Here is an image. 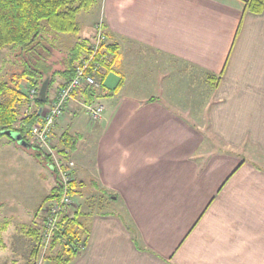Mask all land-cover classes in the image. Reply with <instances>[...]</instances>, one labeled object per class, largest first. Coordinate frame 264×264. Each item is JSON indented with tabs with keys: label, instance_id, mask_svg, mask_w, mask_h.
Returning <instances> with one entry per match:
<instances>
[{
	"label": "crops",
	"instance_id": "crops-1",
	"mask_svg": "<svg viewBox=\"0 0 264 264\" xmlns=\"http://www.w3.org/2000/svg\"><path fill=\"white\" fill-rule=\"evenodd\" d=\"M100 19L114 56L104 89L76 94L53 134L76 163L70 212L88 229L69 264H264V9L252 12L246 0H96L79 12L73 45L91 41ZM191 74L211 97L209 124L234 151L246 145V156L205 151L204 125L188 118L186 99L175 103L181 80L194 91ZM65 82L58 74L56 86ZM77 100L102 103V118L93 122ZM9 139L0 204L29 211L15 210L2 230L26 246L58 179ZM28 174L31 188L19 190Z\"/></svg>",
	"mask_w": 264,
	"mask_h": 264
},
{
	"label": "trees",
	"instance_id": "trees-1",
	"mask_svg": "<svg viewBox=\"0 0 264 264\" xmlns=\"http://www.w3.org/2000/svg\"><path fill=\"white\" fill-rule=\"evenodd\" d=\"M95 1L0 0V51L7 46L25 48L24 54L19 55L24 61V68L21 71L9 73L7 79L0 71V136L5 135L4 131L6 130H14L20 132L29 142L33 127L41 122L40 108L47 105L48 92L50 86L56 81L57 75H64L66 84L73 77L76 64L91 51V41L79 40L60 62H55L51 59L53 56L51 46L45 40L46 31L78 34L80 31L77 20L79 12L89 10ZM246 7L248 10L258 13L264 9V0H246ZM100 52L99 54L105 57L103 60L104 71L101 75L100 88L102 90L104 89L103 77L106 74V66L114 61L113 48L109 44V39L107 43L103 44ZM46 79L49 80L47 101L42 102L39 94L34 100L35 107L30 109L31 100L28 97V92L21 90V83L27 80L30 82V86L40 89ZM96 89L87 88L85 91L95 94L94 90ZM26 109H29L28 112L25 111ZM29 148L35 150L32 146ZM34 150H32L33 153L40 161L47 164V160L37 150ZM57 150L62 156L69 155L67 149ZM57 179L59 182L58 176ZM58 192L59 184L57 190L45 201L57 197ZM87 235V225L81 220L79 212L71 213L70 209L65 211L55 231L51 246L45 254L46 264L71 263L81 251L80 244H86ZM32 238L35 242L33 255L39 256L42 244L41 232L36 230Z\"/></svg>",
	"mask_w": 264,
	"mask_h": 264
},
{
	"label": "rangeland",
	"instance_id": "rangeland-1",
	"mask_svg": "<svg viewBox=\"0 0 264 264\" xmlns=\"http://www.w3.org/2000/svg\"><path fill=\"white\" fill-rule=\"evenodd\" d=\"M83 14H85V13H83ZM100 21H103V19H100L97 23H99ZM97 23L95 24V30H94V34H93L92 39L98 33V31H96ZM103 23L105 24V21H103ZM105 30H106V27H105ZM46 32L47 33L45 34V40H47V42L51 46V49L53 52V56L51 59L55 62H60L61 59L67 54V53H65V49H68V52H69V50H71L74 47L73 41L77 37L75 34L53 33V32H50L48 30ZM23 50L25 51V48H23L21 46H16V47L15 46H7L0 51V71L3 72V74L6 72H8L7 74H9V73L12 74L14 71L19 72L24 68L23 67L24 61H23V59H21V57H19L20 54H24ZM191 75H192L191 77L193 79H192V81L191 80L190 81L192 83L194 91H192V94L189 93L188 88L182 82L183 80H181V82H180L181 86H178L177 89L182 94L184 93V91H186L187 93L181 95V93L179 92L180 93L179 96L178 95L175 96V103H177L176 107H186L185 104L191 105V110L189 111L190 115H188V118L191 121L197 123V125L198 124L204 125V126H202L203 127L202 130L205 132L206 135L210 136L209 138H206V140H207L206 144L209 147H208V149L204 147L205 151H225V152H229L232 154L240 152L239 154H243V155L246 154V152H247L246 145H243L238 149L235 147L234 149L237 151H234L231 147V144H228V143L221 141L222 138L219 136V134H217L216 131H214L215 129L213 128L212 124H209L208 101H209V99L211 100V97L209 96V94H207L208 91H207L206 85L203 84L204 86H201V84H199L198 81L196 82V80L194 79L196 77L199 78L200 76L198 74H191ZM178 78H177V83L179 81ZM188 81L189 80L186 79V84H188ZM194 83L197 85L196 88H194L195 87ZM56 85L57 84L55 81L50 86V89L48 92L49 99H50L51 92L55 91V95L57 94V91L60 87H57ZM29 87L30 86H28V88H26V92L29 91ZM97 89H100V87H98ZM28 97H29V94H28ZM53 99L54 98L51 99V104H52ZM184 99H186V102H187L185 104L183 102ZM72 100H76L75 96H74V98L70 99L69 104ZM78 102H79V104H81L85 108V110L87 112V109H86L87 103L83 102V101H78ZM181 102H183V103H181ZM48 103H49V101L47 102V105H48ZM30 105H31L30 109L34 108L35 102L34 103L31 102ZM47 105H45L42 108V110L46 109L45 107ZM25 111L28 112V109H26ZM90 119L93 122L96 121V120H93L91 117H90ZM220 130L223 131L224 129H220ZM6 139H8L10 142H14V141H12V139H9L8 136L1 135L0 136V148H2L3 140H6ZM29 145H30V143H29ZM9 148H10V146L7 149H9ZM31 150H34V149L32 148ZM21 152H23V151H21ZM244 156H246V155H244ZM246 158L248 159V157H246ZM242 160H244V159H242ZM15 163H16L17 168L18 167H24L22 155H17V157L15 159ZM6 166H7L6 162L3 161V158L1 156L0 157V170ZM75 169H76V165H75ZM75 169H74V171H75ZM42 170L44 171V173H46V171L43 168H42ZM18 177L19 176H17V178ZM31 177L32 176L30 174H28L26 177H24L26 179L27 183L24 186L21 185L19 190H22L25 187L28 189L31 188V184H30ZM74 179H75V176H74ZM9 180H10V178H9L8 174L4 175V180H3V177L0 175V191H5V194H7V192H8L7 190H8V186L10 183ZM54 198H50L47 201H45V205L50 203ZM73 199H74V197H73ZM8 203H9V200L4 201L3 204H0V264H46L47 262L45 261L44 257H45V254L47 252L41 258L42 251H43L42 247H41L39 256L33 255V249L35 247V242L32 240L33 238L31 239L32 240L31 244L28 245L29 244L28 243L25 246L23 244L24 241H22L21 234H19L18 232H12V233L7 234V233H5V231L2 230L3 229L2 227L6 226L8 221L15 218V216L12 215L15 210L22 209V210H25L27 212L29 211V208H27V207H8L11 205L10 203H12V204L16 203L15 200H11L10 203L9 204ZM74 203H75V199H74ZM41 208H42V206H41ZM41 208H40L39 212L41 211ZM35 209H37V208H35ZM80 246L81 247H79V248L81 250L84 249V247H85V245H81V244H80Z\"/></svg>",
	"mask_w": 264,
	"mask_h": 264
},
{
	"label": "built area",
	"instance_id": "built-area-1",
	"mask_svg": "<svg viewBox=\"0 0 264 264\" xmlns=\"http://www.w3.org/2000/svg\"><path fill=\"white\" fill-rule=\"evenodd\" d=\"M97 35L91 40V51L85 55L75 66L73 77L64 85L60 86L52 104L41 112V122L32 129L29 139L30 146L34 147L44 159L47 165L59 178V192L50 203L41 208L40 214L43 218L41 229L43 249L42 256L48 252L55 231L65 211L74 206L71 183L74 180L75 161L69 156H62L53 142V134L57 121L64 116L69 107L70 99L87 88H98L101 86V75L104 71V56L100 55L103 44L108 42L107 32L103 21L97 23ZM107 60V59H106ZM29 98L34 99L39 94L35 86L29 87ZM89 116L93 120H99L104 112L105 106L99 102L86 104ZM29 110V109H28Z\"/></svg>",
	"mask_w": 264,
	"mask_h": 264
},
{
	"label": "water",
	"instance_id": "water-1",
	"mask_svg": "<svg viewBox=\"0 0 264 264\" xmlns=\"http://www.w3.org/2000/svg\"><path fill=\"white\" fill-rule=\"evenodd\" d=\"M48 82L49 80L46 79L42 85L40 86V89H39V94H40V97H41V101L42 102H45L47 101V89H48ZM42 111V108H40V111L39 113H41ZM5 135L13 138L14 140L20 142V143H23L24 145L26 146H30L29 145V142H27L24 137L22 136V134L18 131H14V130H6L4 131Z\"/></svg>",
	"mask_w": 264,
	"mask_h": 264
}]
</instances>
